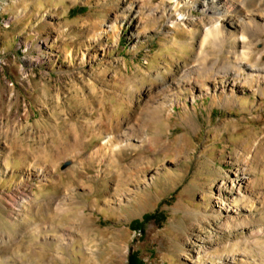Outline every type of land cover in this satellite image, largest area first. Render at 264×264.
I'll use <instances>...</instances> for the list:
<instances>
[{"label":"rangeland","instance_id":"rangeland-1","mask_svg":"<svg viewBox=\"0 0 264 264\" xmlns=\"http://www.w3.org/2000/svg\"><path fill=\"white\" fill-rule=\"evenodd\" d=\"M187 9L0 0V264H264V32Z\"/></svg>","mask_w":264,"mask_h":264},{"label":"bare ground","instance_id":"bare-ground-1","mask_svg":"<svg viewBox=\"0 0 264 264\" xmlns=\"http://www.w3.org/2000/svg\"><path fill=\"white\" fill-rule=\"evenodd\" d=\"M169 1L175 3L177 7H179L180 5H183V7H187L188 9L186 12L192 9L199 8V10L202 13V17H199V22L203 23L205 21H209L211 23H214L212 27L205 28L204 40L210 39V38H221V37L236 40L237 42H241L242 47L247 50L246 52H244V55H250L251 53L250 51L251 49L248 47L249 45L247 46L246 38L243 37L242 35L239 37H236L235 34H230L227 31L226 26H224L223 23L228 24L229 27L234 28L235 30L237 29L244 30L245 28H251L257 33L264 32V0H243V1H239V0H236V1L234 0H199V2H197L198 0H169ZM253 1H254L253 4L257 6L256 8H254L255 10L253 11L254 13H256V16L248 20L246 18L247 16L246 8ZM180 16L184 18L183 20H185L187 19L188 14H180ZM206 41H203V42H206ZM256 61L258 62L259 60L256 59ZM247 67L250 70L254 69L248 65ZM195 84H197V82ZM198 87H200L201 90L205 91V89L201 87V85H199ZM43 172H44L43 170L37 169L33 171L34 173L33 175L35 176V178L41 180L44 177ZM245 188H246L247 196L249 198L251 197L253 198L255 191L253 190L254 187L252 186V183L250 181H246ZM218 193L220 194V191ZM244 196H240V197L244 199ZM262 198L264 200V195ZM216 204H217L218 212H225V214L236 213L237 215L239 211V209H237L236 207H230L229 205H227L221 199V197L219 199H216ZM242 209H244V207H242ZM227 223H228L227 226H230V224L234 223V220L229 219L227 220ZM257 235L258 236L264 235V227H262L260 231H258ZM257 248L260 249V247L258 246ZM226 258L229 259L228 255H226ZM239 261L244 262L242 259Z\"/></svg>","mask_w":264,"mask_h":264},{"label":"trees","instance_id":"trees-1","mask_svg":"<svg viewBox=\"0 0 264 264\" xmlns=\"http://www.w3.org/2000/svg\"><path fill=\"white\" fill-rule=\"evenodd\" d=\"M156 218V215L154 214H150V215H145L142 219V222H135L133 223V227L134 229H138L140 230L141 225L143 222H147L150 220H154ZM127 264H143L142 261L138 258L136 253H132L129 257H128V261Z\"/></svg>","mask_w":264,"mask_h":264}]
</instances>
